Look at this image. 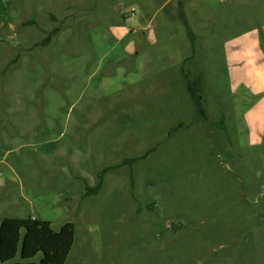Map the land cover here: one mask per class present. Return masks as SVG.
<instances>
[{
  "label": "rangeland",
  "instance_id": "1",
  "mask_svg": "<svg viewBox=\"0 0 264 264\" xmlns=\"http://www.w3.org/2000/svg\"><path fill=\"white\" fill-rule=\"evenodd\" d=\"M231 1L63 0L57 14L39 13L33 48L54 29L46 47L61 31L67 43L53 67L42 63L38 90L13 79L3 92L24 51L0 67L1 112L22 94L39 114L37 141L15 129L16 143L0 141V222L34 217L54 231L71 222L65 264H264V141L249 138L250 100L223 64L224 43L256 25L258 6ZM50 121L53 144L43 145ZM137 158L132 181L121 167L83 197L104 167Z\"/></svg>",
  "mask_w": 264,
  "mask_h": 264
},
{
  "label": "crops",
  "instance_id": "2",
  "mask_svg": "<svg viewBox=\"0 0 264 264\" xmlns=\"http://www.w3.org/2000/svg\"><path fill=\"white\" fill-rule=\"evenodd\" d=\"M231 2L233 5L246 6L244 0H233ZM62 5L63 0H0V67H3V69L6 67L9 62V53L12 50L20 49L25 53L21 55L18 63L9 73L3 77L6 81V85L4 83L3 87L5 94L9 90L8 81L13 79H15V82L18 80H33L35 82L33 85L37 90L42 85L41 80L46 75L42 63L45 62L53 67L54 55L60 54L67 42L63 44L64 39L61 31L57 37V40H59L57 46L45 47V49L39 51L36 48L34 49L33 46L39 39L37 32L39 17L37 15L50 12L57 14L56 9H59ZM254 5L258 8L253 15L254 18L249 20L256 22V25L224 43L223 64L230 85L233 88L240 87L245 97L250 100V103L245 106L243 121L251 141L260 143L262 140L264 141V0H255ZM29 20H35L36 26L22 28V23ZM43 27L44 30H48L53 27V24L47 21ZM37 53H40L41 56L37 57ZM43 90V109L47 119L50 116L54 117L53 111L49 108L51 96L52 103H54V96L47 86ZM33 97L31 96L29 101H33ZM11 102H13L12 105ZM4 108L3 112H1L2 108L0 109V141L4 145L17 142V137L11 135V129L28 135L29 138L32 136V139L37 141L39 129L37 107L26 103L22 94H20L16 95L14 100L11 97L6 99L5 105H3ZM50 123L46 126L43 145L53 144L48 143V140H46L48 135H52L54 129L53 122ZM72 124L74 125V122ZM67 146L68 144L65 143L47 153L52 158L55 151L64 150ZM5 163V158L0 157V165H8ZM30 218L35 219L34 217Z\"/></svg>",
  "mask_w": 264,
  "mask_h": 264
},
{
  "label": "trees",
  "instance_id": "3",
  "mask_svg": "<svg viewBox=\"0 0 264 264\" xmlns=\"http://www.w3.org/2000/svg\"><path fill=\"white\" fill-rule=\"evenodd\" d=\"M49 16L55 21L51 15ZM32 25H35V21L29 20L23 22L21 27ZM58 32V29H54L48 33L40 46H48ZM190 95L197 114L203 116L199 98H196L192 92ZM140 160L142 159H124L117 165L104 167L96 174V184L93 187L85 184L83 197L98 195L104 186L105 176L121 167L130 168L132 181V167ZM73 243L74 225L71 222L65 223L58 231L51 228L49 221L30 217L26 219L4 218L0 222V264H65Z\"/></svg>",
  "mask_w": 264,
  "mask_h": 264
}]
</instances>
